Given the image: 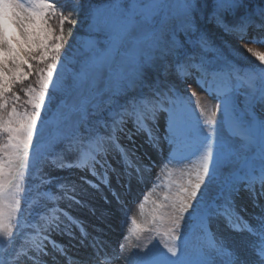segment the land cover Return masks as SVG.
<instances>
[{
	"label": "snow or ice",
	"instance_id": "snow-or-ice-1",
	"mask_svg": "<svg viewBox=\"0 0 264 264\" xmlns=\"http://www.w3.org/2000/svg\"><path fill=\"white\" fill-rule=\"evenodd\" d=\"M244 7V0H107L102 5L74 0L73 7L66 9L61 0H0V235L5 237V258L0 264H20L22 257L33 264H47L43 257L50 253L44 241L49 236L40 233L60 228L56 213L61 210L51 208L52 215L42 217L47 223L37 229L30 245L19 248L20 220L14 232L5 222L4 212V202L10 195L17 196L22 184L29 193L34 179L39 181L37 190L52 183L55 178L43 167L87 168L96 176L99 166L107 182L110 149H119L126 165L132 166L128 153L117 143V133L125 131L129 120L137 134L146 133L147 142L155 149L162 140L175 146L200 135L202 129L193 126L188 110L195 92L187 101L173 89L159 88L151 95H132L123 104L116 99L142 83L146 67H156L181 54L180 33L196 36L198 52L176 62L177 74L195 75L197 83L207 85L208 90L215 86L217 95L213 98L223 97L216 106L222 115L213 123L204 110L201 112L212 130L200 139V163L194 180L189 179L181 188L172 205L171 227L161 241L166 251L157 244L150 248L136 245L140 250L132 253L128 264H264V215L254 217L255 226L249 224L240 215L244 209L238 211L235 199L241 184L255 197L259 183L264 195V118L255 117L257 104L264 107V51L248 46L264 47V35L244 44V51L259 62L260 72L242 74L230 60H223L220 66L213 63L223 59L220 49L197 26V16L208 14L224 32L242 37L255 22L253 16L239 15L234 23L227 22L226 17L237 16ZM83 10L88 12L95 35L70 57L64 49L65 25L74 26L77 21L73 16ZM255 15L264 21V9ZM51 20L57 23L53 25ZM67 35H71V28ZM33 74L34 85L30 80ZM257 78L259 87L255 86ZM105 82L106 91L101 87ZM17 86L19 91L14 90ZM240 88L246 89L243 102L239 101ZM21 92L27 98L23 111L17 107ZM161 112L167 113L162 138L157 134ZM225 130L240 143L234 145L226 139ZM253 145H258V165L246 155ZM70 156L74 157L71 161ZM230 167L234 171L225 177ZM136 171L141 172V168L137 166ZM58 187L63 189L64 184ZM40 195L52 201L59 199L51 191ZM12 203L18 201L13 199ZM214 221L226 224L239 237L226 244L219 229L211 230ZM51 244L64 254L55 241ZM119 247L123 250L124 245ZM93 249L83 264H104L108 253L101 254L96 245Z\"/></svg>",
	"mask_w": 264,
	"mask_h": 264
},
{
	"label": "rangeland",
	"instance_id": "rangeland-1",
	"mask_svg": "<svg viewBox=\"0 0 264 264\" xmlns=\"http://www.w3.org/2000/svg\"><path fill=\"white\" fill-rule=\"evenodd\" d=\"M250 1L252 0H244L245 7L240 11L246 9L248 11L243 15H254L258 13L257 11L252 13L249 10ZM254 2L253 0V3ZM50 23L56 24L57 21L51 20ZM90 24L91 20L89 15H87L85 21L86 31H84L86 34L80 36L77 39L75 48L69 50V52H71V54L69 53L70 57L74 54L76 55L77 51L87 44L95 35ZM9 31L11 33L12 29L10 28ZM180 34L177 37L178 42H180ZM191 43H193V41ZM245 43L246 42L239 39L238 44L236 43L234 46L235 52L237 47L243 54L250 55L244 51ZM248 46L256 50L264 51V47L261 45L248 43ZM72 51H74V54H72ZM236 56L242 59L243 55L236 53ZM247 61H251V64L255 66L258 65L257 67L260 68L259 62L256 61L255 58H250ZM213 63L220 66V64L223 63V59L220 60L219 63L214 60ZM27 70L28 69L25 68V71ZM253 74L256 73L250 75ZM189 78L190 81L185 83L186 93L188 96H191L192 92L196 93V96L191 97L190 104L192 106H188L191 122L194 127L199 125L202 129L200 134L206 135L211 132L212 129L204 123L205 116H203L201 112L204 110L206 116L213 123L220 119L222 113L216 106L221 104L223 97L221 96L220 99H214L213 97L217 95V91L214 90L215 86L213 90H208L207 85L202 87L201 84L197 83V77L195 75H190L188 76V80ZM258 80L257 78L256 81ZM101 87L106 91L108 86L105 82L101 84ZM245 91V88H240L241 94L239 95V101L241 102L245 99V96L242 94ZM184 98L187 101L188 97L186 98V95ZM116 99L121 104L125 103V101L122 100V95H118ZM255 112V117L258 115L261 117L264 113V107L257 104ZM163 116L164 113H160L157 120L158 125H160L157 134L161 138L164 136L167 127V120L166 118L163 119ZM93 119L96 118L93 117ZM165 120L166 122H164ZM124 127V132L117 133V143L120 148L125 149L128 153L132 166L128 167L126 165L119 149H110L107 156L110 164V168L107 172V182L102 178L104 174L99 166L97 169L98 176H93L91 171L87 168L60 169L48 165L43 167V171L55 178L51 184L42 185L37 190L35 185L38 184L39 181L34 179L31 182L32 190L29 193L25 192L24 184H22L17 196L13 198L10 195L8 197L4 202L5 222L8 223L15 232L17 231V220H20V235L16 242L18 248L20 245H25L26 247L30 245L34 237V235H31L33 233L32 231H37L38 228L47 223L46 219H42V217H50L52 215L50 209L54 204L60 206L65 212L60 211V213H56V215L59 216L60 228L49 230L48 236L53 240H58V246L63 248V253H65L66 256L68 253V255L72 257V260H75V262L72 263L66 256L57 255L58 251L53 249L51 242L44 241V244L47 246V251L49 253L52 252L50 255H57L59 257V262H57L56 259V264H83L85 258L69 251V249L75 248V244H80V250H86L85 248H87L85 253L92 254L94 251L93 245H95L97 241V239L92 237L90 243H86L87 246H84V242L88 241L89 238L85 236V240L83 241V237L78 233L76 226L70 228L66 225L65 228L63 222L67 221V216H65L64 213L70 215L71 219L68 218L70 223L73 219L77 221L80 220L79 223L84 226L83 230L85 234L88 233L89 236L94 235L108 244H110V241L114 244L115 241V243L124 245L123 250L120 249L119 252V249H117L116 254H113L108 260H112L113 257H118V259H115V262H110L109 264H123L120 258L123 259L125 264H128V260L131 258L132 253L139 251L140 248H143L145 245L150 248L153 244H157L162 251H166L161 242L163 240V233L171 227L169 217L172 212V205L178 200L181 188L187 186L189 179L194 180L195 178L200 163L197 148L202 137L194 135L189 143H182L175 146L169 145L166 140H162L160 148L155 149L147 142L146 133H136L131 120L127 121ZM100 131L103 133L104 129L101 128ZM129 134H131V140L128 139ZM224 135L226 139L234 145L240 143L239 139L232 136L227 130H225ZM251 148L253 147L249 149ZM73 159L74 157H69V161ZM255 162L258 165L256 160ZM137 166L141 168V172L139 173L136 171ZM231 171H234L231 167L226 170L225 177H227ZM223 178L224 177H222V179ZM88 181H91V183H88ZM119 181L123 182L122 186L119 184ZM26 183L28 182L25 181V184ZM60 184H64L63 189L58 187ZM73 187L75 188L74 191ZM243 188L244 186L241 185L239 195L235 198L238 211L240 208H243L244 211H240V215H242L249 224L255 226L257 221L254 217L264 215V201H260L259 199L261 198L259 190L254 197L252 193L243 192ZM47 191H51L52 194L59 197V199L52 201L40 195V193ZM113 193L116 195H113ZM69 197H74V199H70ZM117 197H119V199H117ZM13 199L17 200L18 203L13 204ZM12 207L17 208V211L12 212ZM20 210H22V216ZM37 213H39V215H37ZM9 215L11 216L10 220L8 219ZM133 220H135V224H133ZM86 223L89 226H86ZM111 225L113 227H111ZM114 227L117 231L121 232V236H119L120 232L118 233L117 240H115L114 237V235L117 234V231L113 230ZM96 229H102L103 231L98 232ZM218 229L225 239L226 244H231L233 238H238L240 235L234 232L233 229L228 228L226 224L214 221L213 232H217ZM57 234L61 235L62 238ZM244 235H247V233H244ZM64 237L70 240H66ZM4 239L5 237L0 235V259L5 258L3 255L5 249L2 246ZM113 239L114 241H112ZM120 239H123L122 243ZM70 241H72V244ZM99 244H101L99 250L104 248V244ZM136 245H139L140 248L134 247ZM107 248L109 249L106 250V253L109 254L110 250L114 252L113 247L110 246ZM88 249L90 250L88 251ZM104 249H106V247ZM43 259L54 262L50 260L48 256L43 257ZM20 264H33V262L26 257H22Z\"/></svg>",
	"mask_w": 264,
	"mask_h": 264
},
{
	"label": "trees",
	"instance_id": "trees-1",
	"mask_svg": "<svg viewBox=\"0 0 264 264\" xmlns=\"http://www.w3.org/2000/svg\"><path fill=\"white\" fill-rule=\"evenodd\" d=\"M254 1V3L253 0L250 1L249 6V10L252 13H255L254 11L259 12L261 9H264V0ZM61 2L66 9H71L74 5V0H61ZM106 2L107 0H83V3L91 5H99L104 4ZM247 11V9L244 11H240L237 16H227L226 20L229 23H234L238 20L239 15H243ZM87 15L88 12L86 10H83L79 13V15L73 16V19L77 21L74 26L70 24L65 25L66 43L64 44V49L67 50V52L70 54L71 52H69V50L71 48H75L77 39L80 36L86 34V32L84 31H86L85 21ZM253 19L257 24L261 22L260 18L255 14L253 15ZM197 26L199 27L200 32L206 34L211 43L216 48L220 49V53L222 54L223 59L230 60L233 64L237 66V68L240 69L241 73L260 71V68L257 67L258 65L255 66L250 63L251 61H247L251 58L250 55H246L240 51H237V47L235 52L234 46L236 45V43L238 44V35L224 32V30L219 27L214 20L208 18V14H199L197 16ZM68 28H71L70 36L67 35ZM195 40V35L189 36L184 33H181L180 41L183 42L181 54L168 57L166 61L161 62L156 67H146L144 69L142 83L138 84L137 87H135L134 89L129 90L125 95H122V97L128 98L132 95H138L141 93L144 95H151L157 88H159L161 91H167L168 89H173L174 91L185 90V78L177 74L176 62L178 60H183L185 56H190L193 53L198 52ZM192 41L193 43H191ZM73 52L74 51H72V54H74ZM236 53L243 55L242 59L240 58L242 61L237 58L238 56H236ZM212 54L213 53L211 52L207 53L208 57H211ZM41 67H43V65H41ZM30 80L34 85L36 80L35 74L30 77ZM25 83L27 84L28 82ZM14 90L19 91V87L17 86ZM19 94L21 95L22 99L20 102L17 103V107L19 110L23 111L25 108L24 101L27 98L22 92Z\"/></svg>",
	"mask_w": 264,
	"mask_h": 264
},
{
	"label": "bare ground",
	"instance_id": "bare-ground-1",
	"mask_svg": "<svg viewBox=\"0 0 264 264\" xmlns=\"http://www.w3.org/2000/svg\"><path fill=\"white\" fill-rule=\"evenodd\" d=\"M49 211V210H48ZM109 214V213H108ZM107 214V215H108ZM106 216V215H105ZM111 216V215H110ZM110 216H109V218H110ZM70 217V215L69 214H67V221H65V222H63V225H64V227L66 228V225L67 226H69L70 228L72 227V226H76V224H75V222H74V220H71V223H70V221H69V218ZM107 217V216H106ZM113 221V220H112ZM73 224V225H72ZM71 225V226H70ZM89 226V225H88ZM91 227V226H90ZM111 227H113L112 225H111ZM96 230H98V232L99 231H103L102 229H96ZM69 234V233H68ZM32 235V234H31ZM57 235H59V234H57ZM60 237H61V235H59ZM62 238V237H61ZM92 238V237H91ZM120 238V237H119ZM64 239H66V240H70L69 238H67V237H64ZM75 239V238H74ZM94 239H96V238H94ZM55 241V243L58 245V240H54ZM71 242V244H72V241H70ZM117 242H119V241H117ZM96 243V242H95ZM81 246V245H80ZM80 246H79V249H75V248H73V252H75L78 256H80V257H83V258H85L86 259V257H88L89 256V254L88 253H85V251H87V248H85L86 250H80ZM88 247H90V246H88ZM82 248V247H81ZM91 248V247H90ZM90 249H88V251H89ZM101 254H102V252H101ZM51 256L52 255H49L48 256V258L50 259L51 258ZM64 256H66V255H64ZM56 257V256H55ZM66 258L67 259H69L70 260V262L72 261V263L73 262H75V260H72L71 258H69V257H67L66 256ZM56 259H57V262H59V259L56 257ZM56 259L54 260V262H51V261H49V260H46L47 261V263L48 264H56L55 262H56ZM50 260H52L53 261V259L51 258ZM110 262H115V259H112V260H108V259H106L105 260V264H109ZM78 263V262H77Z\"/></svg>",
	"mask_w": 264,
	"mask_h": 264
}]
</instances>
